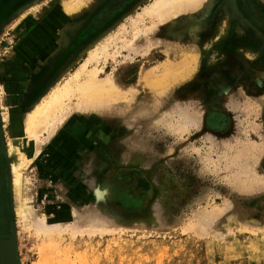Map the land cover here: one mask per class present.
<instances>
[{
	"label": "rangeland",
	"instance_id": "rangeland-1",
	"mask_svg": "<svg viewBox=\"0 0 264 264\" xmlns=\"http://www.w3.org/2000/svg\"><path fill=\"white\" fill-rule=\"evenodd\" d=\"M107 1L77 11L69 41L35 64L44 45L29 54L26 43L70 19L64 0H0L1 172L18 112L123 27L100 77L135 94L109 111L72 110L25 169L35 166L38 217L69 231L44 238L18 224L4 179L0 234L14 237L18 264H264V0H202L137 25L153 0ZM170 58L180 80L140 115L138 74Z\"/></svg>",
	"mask_w": 264,
	"mask_h": 264
},
{
	"label": "bare ground",
	"instance_id": "bare-ground-1",
	"mask_svg": "<svg viewBox=\"0 0 264 264\" xmlns=\"http://www.w3.org/2000/svg\"><path fill=\"white\" fill-rule=\"evenodd\" d=\"M101 1L64 0L62 6L70 19L65 20L63 26L55 29L56 33L54 35L46 26H41L39 30L33 32L34 34L31 35L29 41L26 43L27 47L25 50H28L26 53L29 54L34 49V46L44 45L34 63L40 64L43 60L47 59V55L54 53L61 45L69 41L67 34L73 33L78 27L75 22L71 23L77 11L79 12L83 8L92 9ZM232 2L234 3V1ZM201 3L202 0H153L142 8L141 13H139L136 19L133 18L132 22L133 25H137L144 22L146 18L152 17H156L161 23L171 22L178 15L197 8ZM18 23L19 20L13 26L15 27ZM126 31V28L123 27L113 36L107 38L105 42L98 43L95 48L89 50L86 59L64 82H62V73L53 79L52 85L50 83L47 88L48 90L45 89L36 102L26 105L27 107L24 111L20 110L18 112L17 124H20L19 126L17 125V128H19V135L12 134L10 137L8 147H6L8 153L7 167L4 174L0 171V181L2 177L6 178L7 187L15 203L13 215L17 217L18 224H24L27 230L32 229L39 237L49 238L51 235H59L67 230L69 231L71 227L68 224L49 225L45 221V217H38L32 206L33 197L31 192L35 166L33 167V171L31 169L29 171L26 170L38 160L45 140L51 138L56 133L60 125L69 117L72 110L83 112L108 110L121 102L129 103L132 101V97L134 98L135 94H130L129 90H122L118 86L115 76L107 75L105 78L100 77V73L103 72V68L99 65L100 60L114 57V54L110 53L111 44L119 40L120 35ZM133 33L135 39H138L140 34L137 31ZM171 52L170 49L169 53ZM174 63L170 58L163 62L160 67L142 70L138 74V82L142 86L140 87V92L142 93L139 94H143V98H145L141 102L143 106H140V115L147 116L153 113L154 110L149 105L153 97L152 95L158 93L160 95L161 92L163 95V92L168 91L178 81L179 77L175 73L176 71L173 70ZM176 64L174 65L176 66ZM31 68L33 71L36 69L35 66H31ZM176 68L174 67V69ZM73 98H77L76 104L73 102ZM4 109L3 111L5 112L7 109ZM185 118L183 117L179 123L182 124ZM8 120V116L3 119L5 124H7ZM180 126L182 127V125ZM44 133L48 135L45 140L41 138L44 136ZM78 135L80 136V134ZM62 140L64 141L65 139ZM79 229L81 227L78 229L74 228L77 231Z\"/></svg>",
	"mask_w": 264,
	"mask_h": 264
},
{
	"label": "water",
	"instance_id": "water-1",
	"mask_svg": "<svg viewBox=\"0 0 264 264\" xmlns=\"http://www.w3.org/2000/svg\"><path fill=\"white\" fill-rule=\"evenodd\" d=\"M0 153H1V149H0ZM4 179L6 180V178L2 177L0 181V198H1V194L4 189V182H5ZM99 201L101 203V200H98V202ZM102 208H105V206L102 205ZM6 223H7L6 217L0 216V226ZM13 240H14L13 236L7 237V236H3L0 234V264H18V261L16 259V251L14 249Z\"/></svg>",
	"mask_w": 264,
	"mask_h": 264
},
{
	"label": "flooded vegetation",
	"instance_id": "flooded-vegetation-1",
	"mask_svg": "<svg viewBox=\"0 0 264 264\" xmlns=\"http://www.w3.org/2000/svg\"><path fill=\"white\" fill-rule=\"evenodd\" d=\"M118 1H119V0L107 1L108 3H107V2L105 3L106 5L104 6V9L107 10L108 8H112V7H114L115 5H117ZM104 9H102V10L100 11V13L103 12ZM98 14H99V13H98Z\"/></svg>",
	"mask_w": 264,
	"mask_h": 264
}]
</instances>
